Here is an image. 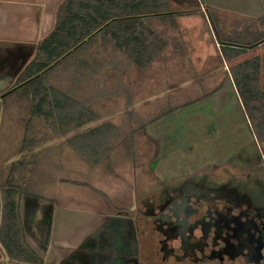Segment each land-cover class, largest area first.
<instances>
[{
  "label": "rangeland",
  "instance_id": "1",
  "mask_svg": "<svg viewBox=\"0 0 264 264\" xmlns=\"http://www.w3.org/2000/svg\"><path fill=\"white\" fill-rule=\"evenodd\" d=\"M166 1L169 7L197 3ZM236 1L238 8L245 7L243 0ZM227 10L210 11L214 20L222 19L215 24L200 10L152 22L167 46L143 69L111 47L96 56L109 64L85 69L78 79L70 60L60 65L47 81L59 87L75 82L80 100L92 102L99 114L81 130L55 134L36 117L26 130L30 87L0 97V190L18 178V232L27 256L36 259L25 264H72L73 257L83 264L106 259L156 264L151 251L157 235L138 215L151 196L181 182L224 189L249 207L264 209V123L243 101L231 72L239 63L258 60L264 90V43L227 60L219 39H256L264 32V11ZM9 61H2L7 73L0 71L1 93L14 88L24 65L11 68ZM106 122L117 126L119 135L94 166L69 140ZM25 136L33 145L20 152ZM30 217L42 220H33L38 226L47 220L51 234L32 227ZM126 218L135 219L137 229L136 253L128 259L121 257L129 243L121 228Z\"/></svg>",
  "mask_w": 264,
  "mask_h": 264
},
{
  "label": "trees",
  "instance_id": "2",
  "mask_svg": "<svg viewBox=\"0 0 264 264\" xmlns=\"http://www.w3.org/2000/svg\"><path fill=\"white\" fill-rule=\"evenodd\" d=\"M183 13L188 12L170 11L166 0H64L53 31L39 43L35 57L24 67L14 84L15 87L28 81L21 87L31 89L28 92L31 119L26 130H29L35 117L43 119L55 134L61 135L81 130L97 121L99 114L92 109V102L80 100L77 95V84L72 81L69 87L55 86L47 81L51 73L68 60L75 70L74 79H78L85 69L95 71L98 67L103 68L109 64L108 61L105 57L97 61L96 56L106 54L109 47L123 53L143 69L167 46V40L152 26V22L169 20ZM219 39L225 58L232 60L264 43V32L247 42L223 39L221 36ZM99 48L104 49L103 53ZM231 72L243 101L264 123V90L259 85V61H244L234 66ZM118 131L117 126L106 122L72 137L69 142L87 162L95 166L107 157ZM31 145L32 139L25 136L20 152ZM15 181V178L10 179V184L7 183L2 191L4 219L0 239L10 257L17 255L21 260L33 262L36 259L27 256L28 252L18 241L15 253L14 223L18 210V184L16 186Z\"/></svg>",
  "mask_w": 264,
  "mask_h": 264
},
{
  "label": "flooded vegetation",
  "instance_id": "3",
  "mask_svg": "<svg viewBox=\"0 0 264 264\" xmlns=\"http://www.w3.org/2000/svg\"><path fill=\"white\" fill-rule=\"evenodd\" d=\"M5 93L0 92V97ZM174 186L158 192L159 196L164 194L163 198L157 197L158 193L151 196L147 209L138 215L147 220L157 235L156 247L151 251L157 256L156 264H264L263 208L249 207L233 192L193 181ZM6 187L7 183L0 190V231L4 219L2 191ZM16 189L18 192V187ZM17 197L18 193V202ZM20 216L17 210L14 223L16 254L17 241L21 246ZM133 220L136 221L124 219L127 226L121 227L126 228L123 231L129 243L125 247L130 254L128 257L132 258L136 253L132 238L137 230ZM20 261L17 255H8L6 245L0 239V264H19Z\"/></svg>",
  "mask_w": 264,
  "mask_h": 264
},
{
  "label": "crops",
  "instance_id": "4",
  "mask_svg": "<svg viewBox=\"0 0 264 264\" xmlns=\"http://www.w3.org/2000/svg\"><path fill=\"white\" fill-rule=\"evenodd\" d=\"M196 1L197 3L192 7H183L174 4L173 6H170L169 9L170 11L175 12H190L192 10H200V12L207 11L208 13H205L204 15L205 17H210L213 24H215L217 20L222 21V19L217 17L218 19L216 18L214 20L210 11H224L227 9V11H239V8L246 11H264V0H243L245 3L244 8H238V6L234 4L236 0ZM231 1L234 2L232 3ZM238 1L240 2V0ZM63 2L64 0H0V71L3 69L5 70L4 73H7V66L2 62L4 59L10 60L9 63L11 68L17 66L19 69L21 63L24 62V65H22L23 70L28 62L35 57L39 43L53 31L59 7ZM22 70L18 72V76ZM36 214L38 215L39 213ZM116 217H118V215ZM30 218L29 223L32 227H35L38 231H41V233L48 234V236L51 234L50 225L47 220L43 221V224L38 226L33 220L40 221V219ZM40 222H42V220ZM125 225L123 226L125 227ZM125 250L126 251L122 253V256L127 258L129 256L127 246L125 247ZM71 259L72 264H83L74 257ZM27 262L30 261L21 260L19 264H25ZM106 262L107 263L104 264H111L110 259L109 261L106 259Z\"/></svg>",
  "mask_w": 264,
  "mask_h": 264
},
{
  "label": "water",
  "instance_id": "5",
  "mask_svg": "<svg viewBox=\"0 0 264 264\" xmlns=\"http://www.w3.org/2000/svg\"><path fill=\"white\" fill-rule=\"evenodd\" d=\"M28 81L21 83L19 85H17L16 87L12 88L11 90H9L8 92H6L4 95H8L9 93L15 91L16 89L20 88L21 86H23L24 84H26Z\"/></svg>",
  "mask_w": 264,
  "mask_h": 264
}]
</instances>
